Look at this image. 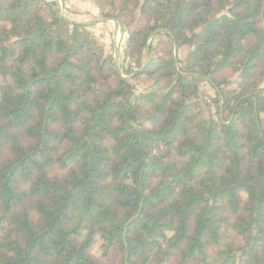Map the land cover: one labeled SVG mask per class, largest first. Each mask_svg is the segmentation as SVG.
<instances>
[{"label": "trees", "instance_id": "trees-1", "mask_svg": "<svg viewBox=\"0 0 264 264\" xmlns=\"http://www.w3.org/2000/svg\"><path fill=\"white\" fill-rule=\"evenodd\" d=\"M93 3L0 0V264H264V0Z\"/></svg>", "mask_w": 264, "mask_h": 264}, {"label": "rangeland", "instance_id": "rangeland-1", "mask_svg": "<svg viewBox=\"0 0 264 264\" xmlns=\"http://www.w3.org/2000/svg\"><path fill=\"white\" fill-rule=\"evenodd\" d=\"M58 4H59V8L61 9L62 13L66 17H69L67 13H65L64 10L62 9L63 6L60 3ZM98 14H99V9H98ZM97 17L98 19H95V20L93 18L90 19V22H88L90 23L89 29L104 44L105 51L108 54L113 55L116 61L119 64H121L123 61L122 49L124 48V39H125L126 34L124 33L121 25L117 23L116 21L102 20L99 17V15ZM72 21H76V20H72ZM82 23H85V22H82ZM157 39L166 40V37L163 34H159L155 36V38L153 39V43H155ZM155 54L156 52L152 53V55H155ZM183 54H184V51L181 49L179 51V56H183ZM201 89H205L209 93H213L212 88L206 83L201 84ZM93 251L96 253L98 252L97 246L93 247ZM117 259H118V252L115 248H113L109 252L108 256L104 259V261L107 264H115Z\"/></svg>", "mask_w": 264, "mask_h": 264}, {"label": "crops", "instance_id": "crops-1", "mask_svg": "<svg viewBox=\"0 0 264 264\" xmlns=\"http://www.w3.org/2000/svg\"><path fill=\"white\" fill-rule=\"evenodd\" d=\"M63 6V10L70 20L77 22H90V19H98V8L92 0H57ZM90 24V23H88Z\"/></svg>", "mask_w": 264, "mask_h": 264}]
</instances>
